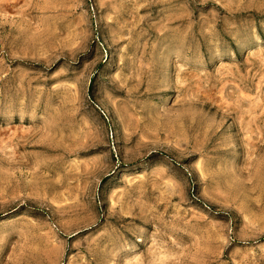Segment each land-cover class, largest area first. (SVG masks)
Masks as SVG:
<instances>
[{"label":"rangeland","instance_id":"374dc122","mask_svg":"<svg viewBox=\"0 0 264 264\" xmlns=\"http://www.w3.org/2000/svg\"><path fill=\"white\" fill-rule=\"evenodd\" d=\"M0 264H264V0H0Z\"/></svg>","mask_w":264,"mask_h":264}]
</instances>
